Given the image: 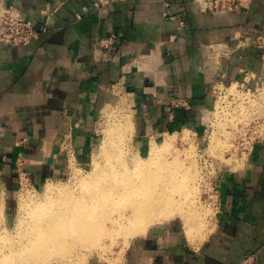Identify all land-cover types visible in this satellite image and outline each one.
Returning <instances> with one entry per match:
<instances>
[{
	"label": "crops",
	"instance_id": "1",
	"mask_svg": "<svg viewBox=\"0 0 264 264\" xmlns=\"http://www.w3.org/2000/svg\"><path fill=\"white\" fill-rule=\"evenodd\" d=\"M198 2L0 0L41 32L28 46L0 44V210L13 211L24 182L39 189L64 179L73 158L85 164L96 116L125 89L145 140L198 122L218 79L264 77V0L226 16ZM177 99L191 108L174 109ZM217 182L207 239L189 240L171 219L135 237L124 264H243L249 256L264 264V142L244 169L220 172Z\"/></svg>",
	"mask_w": 264,
	"mask_h": 264
},
{
	"label": "bare ground",
	"instance_id": "2",
	"mask_svg": "<svg viewBox=\"0 0 264 264\" xmlns=\"http://www.w3.org/2000/svg\"><path fill=\"white\" fill-rule=\"evenodd\" d=\"M117 129L116 140L110 134L109 143L102 146L99 157L103 160L94 162L95 170L88 176L74 174L80 184L78 191L48 183L40 199L43 202L31 196L30 200L22 199L16 236L0 233V264H11L14 258L24 264H52L74 260L78 255L85 257L104 251L105 240L113 243L122 237L128 243L129 238L176 213L185 216L188 238L194 239L190 224L196 218L194 163L185 167L178 154L170 157L167 143L150 147L147 158L125 161L118 143L124 141L128 127ZM190 156L187 152L186 157ZM194 175L186 188L187 179Z\"/></svg>",
	"mask_w": 264,
	"mask_h": 264
},
{
	"label": "rangeland",
	"instance_id": "3",
	"mask_svg": "<svg viewBox=\"0 0 264 264\" xmlns=\"http://www.w3.org/2000/svg\"><path fill=\"white\" fill-rule=\"evenodd\" d=\"M126 90L127 89H125L122 94L116 95L115 100H113L102 111L100 110L98 116H96L94 122L95 131L93 134L94 138L92 151L87 162L85 164H80L73 158L70 162V165L67 166V176L62 180L50 181L48 183L66 186L69 187L72 191H78L80 189V184L79 182H77L75 175L88 176L90 173H92L95 170L94 162L97 160H103L102 157H99L100 152L102 146L109 143L108 139H110V134L113 135L112 140H116L115 129L119 128L120 126L126 125L128 127V130L125 134L127 135L125 136L126 140L124 139V141L118 143L122 148V152H124L123 158L125 161H130L133 157L147 158L150 155V147H152L153 145L161 146L164 143H167L170 145V157L174 154H178L185 167H192V163H194V168L197 170V173L196 171L194 173H196L195 175H197V178L195 180L196 182L194 181L195 183L193 184L194 186L196 184V186L193 189L192 200L195 203L193 205H196V213L193 212L196 218H193L190 221V224L194 227L193 236L194 239L196 238L195 240L207 239L213 230L215 220L218 215V199L215 197V191L218 184V182L216 181L217 174L228 170L238 172L239 170H241V168L244 169L245 167L244 165H241L242 163L239 164L237 162V165L235 164V161L239 159V154L234 146L235 135L225 130V127L227 126L229 121L217 122V124L219 125H217V127L221 131L214 133L211 145L207 150V153L211 156L212 165H205L204 162L202 163V160L204 159V150L202 149V133L200 131L199 121H192L187 125L185 124L182 126H178L177 128L175 127L163 133L159 132V134L157 133L156 135H154V133H151L147 135L145 140H142L140 138V133L138 132L137 126L139 125L140 119L137 104H134L132 100V92H127ZM263 108V101L251 102L249 105H244L238 110L236 118H238V120L241 122L251 123L255 118L254 114L260 110H263ZM252 113L254 114L252 115ZM122 118L124 119L122 120ZM126 118L127 122H125ZM187 152L191 153V159H188V157H186ZM195 175L194 177L192 176L187 179L186 188H189L191 186L192 179L195 178ZM45 185L37 189L31 186L29 181L23 183L16 196L14 197L13 211L6 213L0 210L1 234L12 233L13 236H16L15 231L17 222L19 221L18 219H20L21 215L22 201L30 200L32 197V199L36 202H43L40 199L43 198L44 189L46 187ZM171 219L182 221L185 234L188 237L186 226L187 220L183 214L178 213L167 220L159 222L160 224L156 223L154 224L155 226L152 225L149 228V232L157 226H163L169 223L170 221H172ZM201 224H204L203 230L196 233ZM207 234L209 235L207 236ZM137 236L135 235V237ZM135 237L129 238L127 240L128 243L122 237L118 238L117 241H114L113 243L111 242V240H105L104 251L95 252L94 254L87 253L85 257L78 255L74 257V260L72 258L67 262L59 261L52 262V264H124L127 262L126 258L131 251L132 243L134 242ZM142 237H145V235H143ZM2 244L7 245L8 242H2ZM11 262V264H24L23 261L17 258H14Z\"/></svg>",
	"mask_w": 264,
	"mask_h": 264
},
{
	"label": "built area",
	"instance_id": "4",
	"mask_svg": "<svg viewBox=\"0 0 264 264\" xmlns=\"http://www.w3.org/2000/svg\"><path fill=\"white\" fill-rule=\"evenodd\" d=\"M249 3L250 0H199L198 5L204 12L226 16L237 13ZM40 33V30L31 21L24 18L14 6L0 5V44L12 47L28 46L39 38ZM115 42V36H111L105 46L111 47ZM260 44L263 45L261 47H264V40H261ZM220 54V56L228 55L227 52ZM212 98V108L201 112L198 120L202 133V149L204 150L202 163L212 165V159L207 150L211 145L214 133L221 131L217 127V122L229 121L225 130L235 135L234 146L239 154V159L235 162L245 166L255 147L264 142V108L255 113L256 116L252 113L255 118L251 123L241 122L236 116L238 110L244 105L247 106L255 101L264 103V77L244 71L240 80L230 84H227L223 79H218L213 86ZM172 107L174 109H190L191 105L184 99H177L172 102ZM219 177L220 173L217 174L216 181ZM215 197L218 199L217 187ZM243 264H255L254 256L246 258Z\"/></svg>",
	"mask_w": 264,
	"mask_h": 264
}]
</instances>
